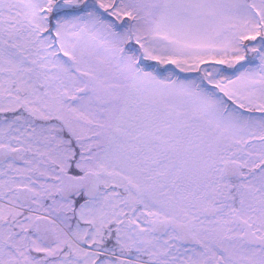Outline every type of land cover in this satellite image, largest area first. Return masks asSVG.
Returning a JSON list of instances; mask_svg holds the SVG:
<instances>
[{"label": "snow or ice", "instance_id": "snow-or-ice-1", "mask_svg": "<svg viewBox=\"0 0 264 264\" xmlns=\"http://www.w3.org/2000/svg\"><path fill=\"white\" fill-rule=\"evenodd\" d=\"M0 264H264V0H0Z\"/></svg>", "mask_w": 264, "mask_h": 264}]
</instances>
